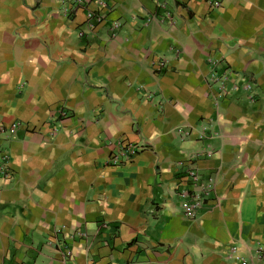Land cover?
<instances>
[{"label": "crops", "instance_id": "1", "mask_svg": "<svg viewBox=\"0 0 264 264\" xmlns=\"http://www.w3.org/2000/svg\"><path fill=\"white\" fill-rule=\"evenodd\" d=\"M210 60L229 70L225 97ZM118 141L139 152L110 166ZM0 159V264L250 259L264 248V0H89L68 16L0 0Z\"/></svg>", "mask_w": 264, "mask_h": 264}, {"label": "built area", "instance_id": "2", "mask_svg": "<svg viewBox=\"0 0 264 264\" xmlns=\"http://www.w3.org/2000/svg\"><path fill=\"white\" fill-rule=\"evenodd\" d=\"M60 5V12L64 15H70L78 10H87L89 0H57ZM219 2H215L213 4L214 8L220 7ZM89 20L93 21V24H91V27L96 26L97 24L101 23L103 20V16L101 12H98L96 14L89 15ZM211 65V72L209 74V83L213 86L218 84L222 78H219L216 72V69L218 68V65H224V63L220 62L219 60H210L209 61ZM161 65V63L157 66ZM224 94V92H223ZM18 127V124H14L10 130V132H13L14 129ZM115 151L110 155L108 164L110 166H118L123 163L131 162L133 158L138 154L139 147L137 145H134L132 143L124 142V141H118L114 145ZM0 175H2L5 178L9 177V171H8V165L0 159ZM191 177H194V174H191ZM185 198V215L189 218L194 217L195 213L197 212L198 208L201 204L202 197L200 195L189 193L188 195L184 196ZM78 237L80 239H83L84 236L82 234H78ZM66 256L70 255V252L68 250H65ZM239 264H264V248L259 247L255 250L252 256H250V259L248 260H241Z\"/></svg>", "mask_w": 264, "mask_h": 264}, {"label": "rangeland", "instance_id": "3", "mask_svg": "<svg viewBox=\"0 0 264 264\" xmlns=\"http://www.w3.org/2000/svg\"><path fill=\"white\" fill-rule=\"evenodd\" d=\"M217 75L219 78H222L217 84V92L220 97H225L229 93V70L227 67L220 65L216 69ZM224 92V94H223Z\"/></svg>", "mask_w": 264, "mask_h": 264}]
</instances>
